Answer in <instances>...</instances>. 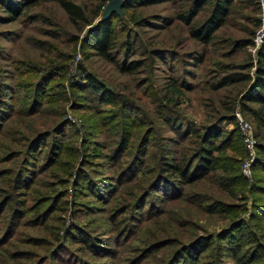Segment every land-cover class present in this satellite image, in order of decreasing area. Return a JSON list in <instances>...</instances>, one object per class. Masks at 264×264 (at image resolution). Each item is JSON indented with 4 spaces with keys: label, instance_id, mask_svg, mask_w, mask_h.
<instances>
[{
    "label": "rangeland",
    "instance_id": "obj_1",
    "mask_svg": "<svg viewBox=\"0 0 264 264\" xmlns=\"http://www.w3.org/2000/svg\"><path fill=\"white\" fill-rule=\"evenodd\" d=\"M72 1L82 7L91 25L72 21L56 3L27 7L11 21L4 19L7 14L0 7V264H183L173 262L175 249L189 239L212 235L218 237L198 264H244L257 245L261 257L253 264H264V212L260 207L254 211L256 203H264V196L255 203L252 198L256 196L249 189L260 185L253 181L252 171L257 151L249 177L242 172L244 145L241 154L226 152L227 157L240 162L246 182L235 195L220 190L213 181L182 188L185 196L179 200H169L163 184L149 190L155 174L156 135L175 137L167 127L159 126L163 112L158 99L167 82L192 86L189 92L183 90L181 109L186 118L205 124L216 117L217 111L230 107L252 125L256 137L255 123L237 103L244 84L222 89H213L212 85L225 75L221 64H243L249 56L255 57V45L232 52L229 41L254 40L264 18L260 0L236 4L217 32L214 45L208 47L206 61L197 64L194 55L201 54L202 45L189 37L187 26L178 18L192 0L135 5L130 10L133 20L123 14L121 21L113 19L118 46L114 61L93 54L84 60L79 46L90 26L111 17L112 13L103 19L112 0ZM126 33L132 41L128 54L121 43ZM130 60L141 61L144 66L124 73L120 65ZM79 65L112 91L114 102L92 98L89 88L72 92L74 82L82 79ZM44 96L52 102L46 104ZM220 127L229 131L234 125L221 123ZM44 131H55L54 139L63 143L64 153L55 159L54 166L47 165L49 139L42 148L35 146L31 155L26 154L27 140ZM145 133L146 153H140L130 169L116 178L121 172L119 165L132 161ZM261 136L256 139L264 145ZM124 141H128V150L124 151L127 157L112 159L115 150L124 147ZM182 146L188 147V143ZM30 165L26 188L13 199L25 202V207L43 204L39 211L30 208V212L11 218L12 204L5 206L3 197L6 191L14 194L16 173ZM78 174L85 179L73 186ZM256 175L264 176L258 171ZM216 200L225 203L224 212L207 213L205 207ZM49 201L57 209H48L41 216ZM241 221L245 226L243 250L238 252L235 242L228 243L230 234H224L217 243L223 231L234 229L232 226ZM79 230L96 238L100 247L78 242ZM69 231L73 238L67 237ZM156 242L168 244L154 249L151 246ZM234 256L240 260L235 261Z\"/></svg>",
    "mask_w": 264,
    "mask_h": 264
},
{
    "label": "trees",
    "instance_id": "obj_2",
    "mask_svg": "<svg viewBox=\"0 0 264 264\" xmlns=\"http://www.w3.org/2000/svg\"><path fill=\"white\" fill-rule=\"evenodd\" d=\"M173 1L174 0H124L121 6V11L123 16L133 20V11L130 12V10H133L135 5L148 7ZM243 1L244 0H192L190 6L186 8V11L178 17L187 26L189 37L202 45L201 54L194 55L195 64L206 61L209 53L208 47L214 45L215 40L217 39V32L226 24L229 16L234 11L236 4ZM46 2L59 5L72 21L80 22L85 26L91 25V22L86 19L82 7L72 0H0V7L7 14L4 19L11 21L19 17L22 14L23 9ZM99 13L100 11L97 12L96 16H99ZM199 14H204L203 19H198V16H200ZM113 19L121 21L122 17L113 12L111 17L97 22L85 31L83 37L79 40V46L84 60H87L92 54L104 60H115L114 55L118 51V46L115 37L114 24L112 23ZM259 25L260 23L258 20L257 26ZM121 43L125 45V54H128L132 46L131 36L126 33L125 38ZM229 43L232 52L254 46L252 37L235 39L231 42L229 41ZM143 66L144 64L141 61L130 60L123 62L120 65V70L124 73H133ZM78 69H80V77H82V79L78 82H74L71 86L72 92H75V90L82 92L86 88H89L93 94L92 98L103 103L114 102L113 100L115 99V96L111 90H108L102 83L98 82L95 77L86 72L82 65H79ZM220 70L225 73V75H222L217 79L212 85L213 89H222L227 86L244 84L243 89L241 88L239 90L240 96L237 98V103L239 104L242 113L255 123L257 130L256 137L262 135L261 137L264 138V42L256 49L255 57L249 56L243 64H221ZM231 70H234V72ZM163 89L164 93H162L158 99L160 102L158 103V106L163 112L159 116V126H161V128L167 127V130L174 134L175 137H172L171 135H156V140L154 141V146L157 150V152L154 153L156 163L153 166L155 174L150 183L149 190H154V188L163 184L164 188H166L165 193L168 196L167 198H169V200H179L183 199L185 196L182 188L201 181H213L217 184L220 190L231 192L233 195H235L238 188H245L246 182L240 172V162L225 155L228 150L234 152L237 151L238 154L242 153L241 148L243 142L234 117L233 108L223 107V111H217L216 117L205 124L198 125L193 120L186 118L181 109L184 105L183 90L189 92L192 90V86L187 82H182L179 85L173 81L165 83ZM60 94L65 97L64 91H60ZM45 99L46 104L52 102V99L49 96L45 97ZM59 100L62 99L60 98ZM121 103L123 105L124 101ZM36 110L33 111V113L37 112ZM221 123L232 124L234 125V128L229 131L223 130L220 127ZM156 126L157 125H154V128ZM55 131L37 132L35 136L28 139L26 143L27 156L31 155L33 147L37 146L42 148L49 139L51 141L49 145V155L47 156V165L54 166L55 162L58 161L55 159L64 153L62 141L54 139ZM147 140V133H145L140 139L132 161L127 164L124 163V165L126 164L125 166H122L121 164L119 165L121 172L117 173L116 178H119L126 173L128 168L130 169L133 160L140 157L139 155H141L142 152L144 154L146 153V147L143 145L147 144ZM126 142L128 141H124L123 143L125 144L124 147L115 150V154L111 156L112 159L127 157L124 155V151L128 150V144ZM184 142L188 143V147H179ZM174 146H176V149H173ZM54 150L57 152H54ZM256 151L257 157L252 167L254 175L253 181L257 180V183L260 185L258 187L254 185V187L251 186L249 188L251 192H254V196H256L252 198L255 203L257 202V198L264 196V176L257 177L256 175L257 171L264 174V145L258 143ZM31 166L32 165L29 167H23L25 168V172L22 168L16 173L12 186V189H15L14 194L10 195V193L6 191L5 196L3 197V201L6 202L5 206H10L12 204L10 207L11 218H13L14 215H19L20 217L26 212H30V208H33V211H39V208L43 204L37 202L34 206L30 205L29 207H25V202L22 203V201H20L19 203L13 199L14 195H19L22 188H26L24 184L28 181L26 176L27 173H31ZM83 178L82 175H76L73 186L77 185ZM255 188H257V190H255ZM175 189H177L178 192H174ZM49 202V205H46L41 211L43 213L41 216H45L48 213V209H57L54 202ZM1 203L2 202H0V204ZM256 206L257 207H255L254 211H257L260 207V211L264 212V203H261V205L260 203H256ZM225 207V203L216 200L207 205L205 211L209 214H216L218 211L224 212ZM235 224L236 225L233 226L231 225L235 230L228 229L229 231L226 230V233L223 231V234L219 235V241L217 243L219 244L221 242L220 240L224 238V234H230L231 238H228V243L235 242V244L238 245V252H240L243 250V245L245 243V235L243 233V228L245 229V226L242 221ZM67 233L68 238H73V235L71 234L72 231ZM78 233V242L87 244L88 246L93 245L97 248L100 247L95 243L97 239L88 235L85 230H79ZM217 237L218 235L205 237L197 236L189 239L186 243H181L173 253V262L198 264L200 256L214 245L215 238ZM172 240L173 239H170L168 242L170 243ZM247 241L248 239L246 242ZM164 244L168 243L156 242L151 247L154 249H161L165 246ZM259 246L260 245H257L255 248L253 247V249H251V254L247 257L248 260H246L244 264H253L259 260L261 257L260 248H258ZM233 258L237 259H235V261L240 260V257L237 256H234Z\"/></svg>",
    "mask_w": 264,
    "mask_h": 264
},
{
    "label": "built area",
    "instance_id": "obj_3",
    "mask_svg": "<svg viewBox=\"0 0 264 264\" xmlns=\"http://www.w3.org/2000/svg\"><path fill=\"white\" fill-rule=\"evenodd\" d=\"M263 6L264 14V0H260ZM264 18L262 19V27L256 33L253 43L258 48L264 38ZM234 117L241 134L242 142L245 148L246 156L242 164V172L246 177L250 176V168L256 156V147L258 145L257 139L254 135L252 125L244 119L239 111H235Z\"/></svg>",
    "mask_w": 264,
    "mask_h": 264
},
{
    "label": "water",
    "instance_id": "obj_4",
    "mask_svg": "<svg viewBox=\"0 0 264 264\" xmlns=\"http://www.w3.org/2000/svg\"><path fill=\"white\" fill-rule=\"evenodd\" d=\"M124 0H112L105 8L103 13V19L108 17L111 13L115 12L118 15H122L121 6Z\"/></svg>",
    "mask_w": 264,
    "mask_h": 264
}]
</instances>
